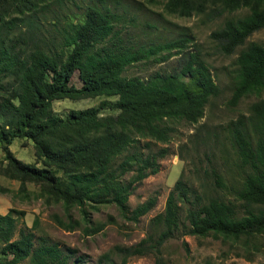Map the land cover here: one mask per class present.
Returning a JSON list of instances; mask_svg holds the SVG:
<instances>
[{
    "label": "trees",
    "instance_id": "trees-1",
    "mask_svg": "<svg viewBox=\"0 0 264 264\" xmlns=\"http://www.w3.org/2000/svg\"><path fill=\"white\" fill-rule=\"evenodd\" d=\"M59 1L0 0V175L19 181L20 192L31 182L40 187L42 196L62 202L68 219L56 217V223L71 230L75 222L69 210L74 206L86 222L100 204H115L126 212L135 184L156 174L158 159L168 154L167 147L153 151L151 139L167 143L176 122H198L209 98L219 93V86L205 62L192 51H187L179 70L155 72L146 80L123 77L127 66L150 58L153 63L164 62L187 49L192 38L184 35L148 47L126 45L107 5L87 4L77 20L52 12V22L47 21L55 26L57 35L48 40L39 31L43 20L38 16ZM210 3L221 8L219 14L248 8L241 17H227L210 34L225 54L241 47L230 99L236 104L242 96L264 90V43L246 42L252 33L264 28V0H168L166 9L188 16L203 12ZM62 17L67 21L57 28ZM76 70L80 86L71 83ZM100 95L117 96V100L110 105L102 100L98 106L72 108L65 116L53 113L54 100ZM106 107L117 112L102 114ZM256 109L264 110V104ZM232 136L242 165L249 168L238 190L245 213L239 216L234 203L211 198L206 203L196 201L181 219L178 202L187 201L192 189L180 178L166 197L164 211L153 218L162 223L163 230L156 239L143 238L122 249L125 256L153 253L155 264H165L160 247L180 230L188 235L213 234L235 240L264 234V137L252 145L240 125L233 128ZM15 139L21 146L32 142L33 163L15 156L10 149ZM142 139L147 141L141 143ZM128 172L132 174L124 180ZM214 177L219 183V177ZM155 203L156 197H149L138 204L131 219L145 215ZM15 212L11 208L0 213V264H19L27 259L32 264H70L56 244L41 238L35 246L31 230H20L13 239ZM102 228L85 226L84 231L92 234ZM120 264H126V257Z\"/></svg>",
    "mask_w": 264,
    "mask_h": 264
},
{
    "label": "rangeland",
    "instance_id": "rangeland-1",
    "mask_svg": "<svg viewBox=\"0 0 264 264\" xmlns=\"http://www.w3.org/2000/svg\"><path fill=\"white\" fill-rule=\"evenodd\" d=\"M167 1L61 0L52 4L44 14L43 11L39 13L38 17L43 20L39 31L48 40L57 35L55 26L49 24L52 22V12L60 11L61 15H72L77 20L83 16L87 4L109 6L115 14V29L120 30L119 36L123 43L134 48L189 36L192 42L184 51L175 53L161 63H153L150 58L131 64L124 69L122 76L146 80L155 72L179 70L185 62L187 51H192L208 66L219 86V93L209 98L198 122H176V130L167 143L151 139L153 151L167 147L168 154L158 159L160 168L156 174L135 184L128 197L126 212H122L115 204H100L97 210L91 211L89 222H86L79 207L74 206L69 210V215L75 227L67 230L56 223V217L64 221L68 219L62 202L42 196L40 187L31 182L26 183V189L20 192L19 181L0 175V213L6 214L11 208L16 210L13 213L16 217L13 239L18 238L20 230H31L35 235V246L42 242L41 238L47 244H56L67 254L70 264H120L123 257H126V264H155L156 255L153 253L125 256L122 249L134 246L143 238L158 237L164 227L153 218L164 211L166 197L180 178L192 189L187 201L178 202L181 219L186 209L194 206L196 201L206 203L211 198L234 203L239 216L245 213L242 200L238 198V190L249 168L242 165L232 132L236 125H240L252 145L259 137H264V110L256 109L264 104V90L246 94L236 104L230 102L235 88L236 58L241 47L231 54H225L210 34L220 28L227 17H241L248 12V8H239L231 14H219L221 8L210 3L205 5L203 12L194 11L188 16H181L167 11ZM65 21L66 18L62 17L56 27L60 28ZM252 41L264 43V28L252 33L246 40ZM71 83L81 85L77 70L72 75ZM102 100L110 105L117 100V96L54 100L52 109L55 115L65 116L72 108L98 106ZM112 112L117 110L106 107L101 111L102 114ZM146 141L142 139L141 143ZM21 143L15 139L10 149L23 162L33 163L32 142L29 141L27 146H21ZM144 151L148 149L144 148ZM2 157L3 152L0 150V159ZM131 174H125L124 180H129ZM214 174L219 177V183ZM196 196L200 199L196 200ZM149 197H156L154 207L137 220H132L131 211ZM99 225H103V228L97 233L86 234L84 231L85 226ZM160 256L165 264H262L264 234L242 236L235 240L213 234L199 237L183 234L180 230L161 245ZM19 264L32 263L27 259Z\"/></svg>",
    "mask_w": 264,
    "mask_h": 264
}]
</instances>
